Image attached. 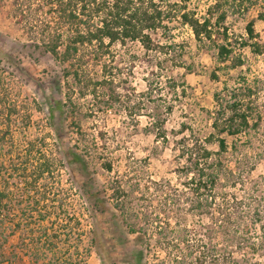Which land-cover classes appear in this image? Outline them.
Here are the masks:
<instances>
[{"label": "trees", "instance_id": "16d2710c", "mask_svg": "<svg viewBox=\"0 0 264 264\" xmlns=\"http://www.w3.org/2000/svg\"><path fill=\"white\" fill-rule=\"evenodd\" d=\"M206 1V13L199 17L186 1L172 4L165 0H43L41 6L48 7L50 17L39 26L32 25L29 33H34L35 50L52 56L66 77L74 72L75 81L87 89L92 86L90 93L95 96L97 89L110 81H94L85 75V59L94 64L105 60L102 72H109L106 60L113 57L115 44L138 42L145 50L153 51L158 48L154 36L160 32L168 40L173 39L169 23L174 18L190 27L200 46L212 43L221 63L231 59L237 45L256 55L264 54L255 20L246 24L247 38L241 42L234 37L232 42L227 26L230 17H243L258 5V0ZM14 4L20 11L21 5ZM257 18L264 22V11ZM234 65H243L242 59ZM241 81L226 94L215 95L217 105L209 134L199 137L183 125L180 138L173 145L175 182L162 179L151 181V186L142 185L137 170L130 164L125 175L110 183V190L93 184L90 150L94 146L84 140L81 129L77 131L80 138L76 145L64 153V158H58L62 120L60 129L51 126L57 142H48L50 133H39L34 138L22 135L18 141L16 134H25L31 121L27 118L26 123L20 124L16 119L18 107L6 109L5 104H0V108L5 106L0 114L6 117L0 123V258L4 257L10 238L19 233V245L32 249L27 251L32 264L83 263V257L73 260L58 255V241L68 235L69 224L64 200L68 194L60 187L57 174L61 165L68 164L87 177L78 192L87 216L94 219L91 242L104 263L108 253L99 238L98 214L109 210L105 192L110 191L115 213L139 244L129 253L128 264H146V257L154 248L167 255L155 264H264V175L253 178L257 161L264 157V138L256 136L264 116L258 89L244 77ZM155 127L157 138L166 139L164 124ZM188 130L190 134H186ZM227 137L235 138L232 146ZM214 146L217 150L212 149ZM230 149L233 168L227 161ZM101 167L108 173L113 171L108 159ZM14 186L20 189L19 195L13 196ZM13 206L19 209L17 219L12 218Z\"/></svg>", "mask_w": 264, "mask_h": 264}, {"label": "rangeland", "instance_id": "374dc122", "mask_svg": "<svg viewBox=\"0 0 264 264\" xmlns=\"http://www.w3.org/2000/svg\"><path fill=\"white\" fill-rule=\"evenodd\" d=\"M42 1L0 0V98L4 102L0 99V104H5L6 109L16 105L19 110L16 119L20 124L26 123L27 118L31 121L25 134L22 131L16 134L18 141L23 136L34 138L39 133H50L52 137L48 142H57L52 127L55 125L60 129L62 120L64 130H60L62 139L58 140V158H64V153L76 145L80 138L77 131L81 129L84 140L94 146L90 150L93 158L91 170L94 172L89 174L94 177L93 184L97 188L110 190V183L125 175L130 164L137 170L135 173L139 174L142 185L151 186V181L162 179L175 182L173 145L183 125L199 137L209 134L217 105L215 95L226 94L227 90L238 86L243 77L258 89L264 116V54L256 55L249 48L241 49L237 45L231 59L221 63L212 43L200 46L190 27L181 24L179 18L169 23L172 40L161 35L162 32L154 36L158 48L153 51L145 50L138 42L115 44L113 57L106 60L109 72H102L105 60L94 64L85 59L88 66V72H83L85 75L94 81L103 78L110 81L107 86L97 89V96L92 95V86L87 89L85 84L79 85L73 77L74 72L66 77L63 67L52 56L33 48L34 33H29V29L50 17L48 7L41 6ZM165 1L172 4L186 1L189 9L199 17L204 16L209 4L206 0ZM15 2L21 5L20 11L15 8ZM261 11H264V0H258V5L243 17L227 20L232 42L233 37L239 42L246 39L245 26L250 20H255V29L264 43V22L257 18ZM160 46L164 47L161 49ZM239 59L243 65H234ZM5 106L0 110L4 111ZM5 120V115L0 114V123ZM158 123L164 124L166 139L157 138L155 126ZM256 136L264 138V120ZM234 140L227 137L230 146ZM212 149L217 150V147ZM230 151L227 161L233 168V150ZM107 159L113 163L111 173L101 167ZM261 175H264V157L257 161L253 178ZM57 177L63 192L68 194L64 200L69 224L68 235L58 241V255L72 257L73 260L83 257L82 264H128L129 253L139 244L135 235L126 232L121 218L115 213L109 198L110 191L105 192L109 210L98 214L99 238L108 253L104 263L91 242L94 219L87 216V208L78 192L87 177L68 164L61 165ZM12 190L13 196L19 195L20 189L14 186ZM26 207L27 200L24 203ZM11 212L12 218L17 219L19 209L13 206ZM21 240L19 233L10 238L4 257L0 258L3 264H8L7 261L9 264H32L27 253L32 249H23L19 245ZM150 254L146 257V264H155L167 257L155 248Z\"/></svg>", "mask_w": 264, "mask_h": 264}]
</instances>
